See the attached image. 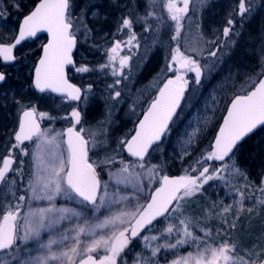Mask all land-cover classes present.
<instances>
[{
  "label": "snow or ice",
  "instance_id": "1",
  "mask_svg": "<svg viewBox=\"0 0 264 264\" xmlns=\"http://www.w3.org/2000/svg\"><path fill=\"white\" fill-rule=\"evenodd\" d=\"M0 3H5L0 8L3 28L12 15L10 8L23 12V6L20 0ZM198 3L201 8L206 6V0ZM191 4L192 0H143L141 14V0H136L117 21L116 32L127 30V40H113L105 50V62L96 66L77 65L73 50L80 36L87 40L93 32L86 16L89 12L98 15L94 11L101 7L98 3H88L76 16L75 0H37L17 20L15 28L8 30L10 36L0 39V61L14 63L18 46L46 33L47 42L33 64L29 88L58 94L65 102H79L63 117H57L38 112L26 95L13 97L17 126L0 145V264H264L259 253L240 249L236 243L219 239V231L214 235L211 228L201 227L202 219L197 220L184 207L186 201L205 193L206 186L220 182L232 189L233 203L213 202V208L219 206L220 211L206 209L205 217H219L229 228L236 227L235 220L229 224L228 215L235 207V219H239L245 209V194L234 185L237 177L248 179L237 152L247 138L264 130V47L257 67L246 72L239 90L224 100V114L206 148L183 174L169 175L163 163H151L153 153L163 151L164 138L172 131L177 109L186 99L187 73H194L197 86L211 79L224 57L236 48L241 35L238 26L243 28L256 12L254 0H237L222 33L203 40L205 47L200 48L202 32L196 46L183 36L184 22L191 19ZM157 7L163 11L158 13ZM167 21H171L170 40L175 46L170 47L162 72L172 75L165 76L135 128L115 141L113 148L109 141L113 111L125 102L128 94L120 86L129 78L125 69L131 73L133 49L141 47L134 26L140 24L145 33H158ZM195 27L200 29V23ZM158 42L154 37L152 44ZM182 43L187 46L182 47ZM125 49L128 54L122 55ZM149 51L146 43L141 59H146ZM69 66L76 73L99 72L114 78L105 86L107 96H101L103 118L88 128L84 127L85 112L94 85L70 82ZM8 81V73L0 71V85ZM135 107L133 102L130 111L135 112ZM58 119L69 125L59 131L41 127V121ZM201 133L202 129L196 128L187 134V144ZM28 156L31 171L25 173L21 157ZM189 156L191 152L183 148L179 158L183 161ZM129 187L132 191L126 192ZM244 187L251 189L253 185ZM255 187L264 193V174ZM58 198L65 203L58 204ZM253 203L264 206V199ZM247 211L251 213L253 208ZM185 246L193 251L180 255ZM169 253L172 259H168Z\"/></svg>",
  "mask_w": 264,
  "mask_h": 264
},
{
  "label": "rangeland",
  "instance_id": "2",
  "mask_svg": "<svg viewBox=\"0 0 264 264\" xmlns=\"http://www.w3.org/2000/svg\"><path fill=\"white\" fill-rule=\"evenodd\" d=\"M91 1L75 0L74 15L79 16L81 9ZM20 2L23 6V12H17L14 8H10L12 15L7 20L6 25L0 28V39L9 37L10 31L8 30L15 28V20L32 8L31 0H20ZM93 2L100 4L101 7L94 10L98 15H93L89 12L86 16L88 27L93 29V32L87 40L83 36L79 37V58L82 60L80 64H87L86 61L90 59L95 61L100 58L96 50H92V45L98 46L101 43V63H104L106 60L105 50L111 45L113 40H127V30L122 33L116 32L117 21L122 14L128 12L136 0H115V3L112 0ZM236 3L237 0H206V6L201 8L198 0H192V4L190 5L191 11L189 12L191 19L186 18L184 22L183 36L193 46H196V40L199 33L202 32L203 39L200 40L199 47H205L203 40L214 39L222 33L227 14ZM254 5L256 8L255 14L244 23L243 28H239L238 26L241 35L238 38L236 48L231 55L224 57V63L219 66V71L214 73L211 79L203 80L200 86L192 82L193 85L189 87L188 98L184 102L179 117L162 145L163 151L153 153L151 163H163L167 174H183V170L187 168V164H192L199 157L201 150L206 148L216 131V125L220 122L219 118L224 114L221 111L224 107V100L233 91L239 90L238 86L244 81L245 73L257 67L260 49L264 47V44L261 43V33L264 32V0H254ZM3 7H5V3H0V8ZM139 11L141 14L143 13V0H141ZM157 11L159 13L163 10L157 7ZM237 21H239V17H237ZM196 22L200 23V29L195 27ZM170 25L171 21H167L160 27L158 33H145L143 30V33H141L139 30H134L140 40L141 47L133 49L135 54L130 62L131 73L129 74V70L125 69V74L129 78L124 80L120 86L128 94L126 95L125 102L116 105L113 111L112 119L114 123L109 129V141L113 148L115 147V141L133 129V124L145 107L147 99L151 98L152 93H155L165 76L172 75L171 73L162 72V69L168 63L165 57L169 55L170 47H172L169 46L170 37L173 35V29ZM114 33L115 35H113ZM145 37H147V41L144 39ZM154 37H158L159 41L155 45L152 44ZM43 43L44 40L41 39L22 45L17 53V62L12 68L9 67L11 70H7L9 81L0 86V145H3L8 138V134L17 126L18 111L16 105L13 103L14 96L17 98L22 95L30 97L32 103L37 106L38 112H48L57 117H63L66 114L60 102H54L49 97H39L29 88L33 64ZM146 43L150 46V51L146 59H141L145 52ZM186 46L182 43V47ZM88 51L90 54L86 53ZM121 54H128V50L125 49ZM73 77H75L77 83L86 87L94 76H80L75 72ZM113 79L110 75L101 73V96H107L108 93L104 91L105 86L112 83ZM187 79L190 81L189 77ZM157 81H160V83ZM97 84L98 81H96ZM214 100L216 103H213ZM133 102L136 103L135 112L130 111L129 108ZM103 115L104 100L101 99V117L95 118L93 123H90L89 118H86L84 127L88 128L90 125H94L96 121L103 118ZM59 121L62 124L68 122L63 119H58L55 122L44 120L43 128L62 130V125ZM205 122H208L206 128ZM196 128H201L202 133L197 140L188 145L187 134L194 133V129ZM257 139H260V145H257ZM246 145H249L248 149H243L239 153L237 152V159L240 167L246 172L248 179L245 180L242 176L237 177L238 183L234 185L245 194V209L239 214V219H235L237 214L235 207L228 215L229 224L235 220L236 227L234 229L229 228L221 222V218L219 217H205L206 209L214 212L220 211L219 206L213 208V202L223 200L225 204L233 203L234 194L232 189L225 187L220 182H214L211 187L206 186L205 193L197 194L191 200L186 201L184 207L197 220L202 219L201 227L211 228L214 235L219 231V239L236 243L243 250H253L254 254L259 253V257L264 259V206L253 203L256 199H264V193H261L255 187V185H259L264 172V150L258 151L254 149L252 153H249V148L252 145L253 147L264 145V130L260 131L259 135L254 140L248 141ZM29 147L31 148L32 145H29ZM183 148H187L191 152V156L185 157L181 161L179 156ZM245 152L248 153L245 154ZM0 154H3L2 147H0ZM21 158L25 161V173H28L31 171V157ZM125 159H127L126 156ZM104 178L107 179L106 176ZM244 185H253V187L249 189L244 187ZM125 191L131 192L132 189L129 187ZM61 202L65 203L62 199L58 198L57 203L62 204ZM40 203L41 206L44 205V202ZM248 207L253 208L251 213L247 211ZM157 227H161V225H157ZM137 250L139 249L137 248ZM189 251H193V249L185 246L179 250V254L185 255ZM167 255L168 259L173 258L171 253ZM129 259H131V256Z\"/></svg>",
  "mask_w": 264,
  "mask_h": 264
},
{
  "label": "flooded vegetation",
  "instance_id": "3",
  "mask_svg": "<svg viewBox=\"0 0 264 264\" xmlns=\"http://www.w3.org/2000/svg\"><path fill=\"white\" fill-rule=\"evenodd\" d=\"M94 41V40H93ZM100 41H101V39H100ZM77 46H78V48H80V45H79V41H78V44H77ZM100 47V48H99ZM97 48H99V49H97ZM92 50H96V53L100 56V58L99 59H97V60H88V61H86V63L87 64H89V65H92V66H96L97 64H99V63H101V43H99V45L98 46H93L92 45ZM86 53H88V54H90L89 53V51L88 52H86ZM87 54V55H88ZM89 56V55H88ZM93 56V55H92ZM81 59H78V61L76 60V63H77V65H80V63H81ZM79 62V63H78ZM13 67V66H12ZM12 67H10V68H12ZM10 68H8L9 70H11ZM77 75H80V76H89V75H93L94 77L88 82V84L89 83H92L93 85H94V89H93V92H94V95L93 96H90V98H89V104H88V107H87V110H86V112H85V119L86 118H89V121H90V123H93V121L95 120V118H100L101 117V73H99V72H94V73H87V74H80V73H76ZM70 75L71 76H74L75 75V71H74V69H72L71 71H70ZM96 81H98V84L96 85ZM72 82L73 83H75V84H77L78 86H80L81 84L80 83H77L76 81H75V77H73V80H72ZM155 95V94H154ZM154 95H153V93L151 94V98H148L147 99V102H146V105H145V107L142 109V111L143 110H146V108L148 107V103L151 101V99H153L154 98ZM41 97H49V98H51L52 100H54V102H60L61 104H62V107L64 108V110H65V112L67 113V112H69L70 110H71V106H75V103L74 102H65L64 100H62V99H60V98H54V97H51V96H41ZM185 97H186V95H185ZM79 103V102H78ZM81 107H83V104L81 103ZM142 111L140 112V114L138 115V117H137V119H136V121L134 122V124H133V128L135 127V125H136V123H137V121L140 119V117H141V113H142ZM97 114V115H96ZM176 120V119H175ZM60 123H61V128H62V130L64 129V128H66L68 125H69V122H66L65 124H62V122L61 121H59ZM175 122V121H174ZM43 125H44V122L43 121H41V127L43 128ZM87 125V124H86ZM172 126H174V123L172 124ZM173 128V127H172ZM259 133H260V131L258 132V133H256L255 135H253L251 138H250V141L251 140H254L256 137H257V135H259ZM261 143H260V139H257V145H260ZM244 145H246V143H244ZM246 149H248V147H246ZM254 149H256V150H261V151H263L264 150V145H261V146H259V147H253V145H252V147H250L249 148V151H250V153H252L253 152V150ZM241 150H243L242 148H241ZM90 155H91V153H90ZM263 155H264V151H263ZM124 156H126L127 157V155L126 154H124ZM95 158V157H94ZM127 159H128V157H127ZM263 174H264V172H263ZM62 203V202H61Z\"/></svg>",
  "mask_w": 264,
  "mask_h": 264
},
{
  "label": "trees",
  "instance_id": "4",
  "mask_svg": "<svg viewBox=\"0 0 264 264\" xmlns=\"http://www.w3.org/2000/svg\"><path fill=\"white\" fill-rule=\"evenodd\" d=\"M90 1V0H89ZM31 2H32V5H34V3H36L37 2V0H31ZM19 18H17L16 20H15V22H17V20H18ZM134 30H139L141 33H143L142 32V30H143V28H142V26L140 25V24H136L135 26H134ZM142 36V35H141ZM140 36V37H141ZM142 38V37H141ZM143 40V39H142ZM175 45V42L174 41H170V44H169V46H174ZM186 77L188 78H190V80L194 83V73H187V75H186ZM195 84V83H194ZM244 149H246V148H244ZM247 152H245V154H246ZM250 153V152H249ZM190 164V163H189ZM189 164H187V167L189 166Z\"/></svg>",
  "mask_w": 264,
  "mask_h": 264
},
{
  "label": "water",
  "instance_id": "5",
  "mask_svg": "<svg viewBox=\"0 0 264 264\" xmlns=\"http://www.w3.org/2000/svg\"><path fill=\"white\" fill-rule=\"evenodd\" d=\"M39 35H46V33H40V34H38V36ZM47 37V36H46ZM33 39H35V38H33ZM47 42V41H46ZM74 51H75V49L73 50V53H74ZM4 63V62H3ZM5 64H9V63H5ZM37 92V91H36ZM37 93H39V92H37ZM42 94H44V93H42ZM51 95H53V96H56V97H60L58 94H55V93H50ZM181 104H182V102H181ZM178 110L179 109H177V112H178Z\"/></svg>",
  "mask_w": 264,
  "mask_h": 264
}]
</instances>
